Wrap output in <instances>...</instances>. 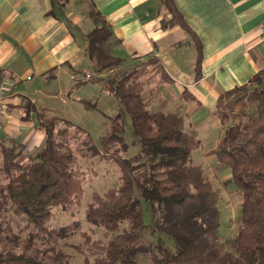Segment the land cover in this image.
I'll use <instances>...</instances> for the list:
<instances>
[{
	"label": "trees",
	"instance_id": "trees-1",
	"mask_svg": "<svg viewBox=\"0 0 264 264\" xmlns=\"http://www.w3.org/2000/svg\"><path fill=\"white\" fill-rule=\"evenodd\" d=\"M161 1L171 13L162 25L187 27L173 0ZM110 33L101 19L87 34V51L96 73L93 80L115 96L129 116L138 150L132 157L116 150L111 154L120 168L119 183L102 192L94 190L85 205L91 223L104 233L115 232L104 240L93 264H137L139 255L145 253L148 264H264V68L221 92L213 112L221 122L233 116L210 152L220 166L230 168L231 177L225 182L235 184L241 207L236 233L220 240L221 190L202 164L191 162V152L199 145L196 132L185 129L179 111L148 106L147 81L136 67L123 66V59L110 53ZM199 60L198 50L196 76ZM158 68L160 77L168 78L164 68ZM30 107L37 109L28 101L26 109ZM37 116L45 133L40 147L26 152L13 139L0 144V171L7 179L4 194L13 212L25 215L37 229L27 233L19 250L0 246V264H67L47 260L33 246L38 231L58 238L49 220L55 210L79 204L84 188L76 155L57 129L56 117ZM82 143L84 156L103 153L108 157L114 144L124 153L128 143L121 112L101 135L100 146L90 138ZM124 221L127 226L121 229ZM70 230L69 225L63 228L65 234ZM146 231L153 239L145 237ZM167 238L173 245L167 244Z\"/></svg>",
	"mask_w": 264,
	"mask_h": 264
},
{
	"label": "crops",
	"instance_id": "crops-1",
	"mask_svg": "<svg viewBox=\"0 0 264 264\" xmlns=\"http://www.w3.org/2000/svg\"><path fill=\"white\" fill-rule=\"evenodd\" d=\"M173 2L187 27L162 25L171 13L161 0H0V95L5 109L0 144L13 139L24 151L35 150L45 138L38 114L54 115L55 106L65 113L80 109L82 95L77 92L96 77L87 34L103 19L111 32L110 53L121 57L123 66L136 67L148 90L153 86L162 99L157 108L184 116L185 129L199 139L196 147L209 145L202 149L203 159L213 158L219 166L210 150L222 135L208 139L210 128L221 122L213 112L221 92L264 68L259 31L264 0ZM88 8L97 19L88 15ZM158 66L168 78L160 77ZM95 82L100 92L108 93ZM28 101L36 111L26 109Z\"/></svg>",
	"mask_w": 264,
	"mask_h": 264
},
{
	"label": "rangeland",
	"instance_id": "rangeland-1",
	"mask_svg": "<svg viewBox=\"0 0 264 264\" xmlns=\"http://www.w3.org/2000/svg\"><path fill=\"white\" fill-rule=\"evenodd\" d=\"M89 9L88 15L91 16L92 10L89 11ZM150 88L152 92L146 93L147 100H149L148 106L151 109H156L158 101L160 102L162 99L159 95H154L153 86ZM77 93L82 95L81 104L77 105L80 108L78 111H67L65 113L61 106H55L54 115L42 112L40 118L45 120L56 117L57 129L62 132L61 135L65 138L66 144L76 155V166L80 170L79 177L84 188L83 196L79 204H75L67 210H55L48 224L50 228L56 230L58 238L53 234L38 231L33 249L49 261L60 260L67 262V264H93L102 253L104 240H107L115 232L104 233L100 226L91 223L85 215V205L94 190L102 192L107 187L116 186L119 183L120 168L112 153L116 150L119 154L132 157L138 150V144L134 141L130 118L123 111L115 96L100 92L95 81L88 82ZM75 106L72 109H77ZM118 111L122 114L124 137L128 143L127 150L123 153L118 145L114 144L109 148L110 154L108 157L103 153L93 156L82 155V142L90 138L92 143L100 146L101 135L113 126V118L115 119ZM232 120L233 116H230L220 122V126H216L215 129L210 128L212 135L210 134L211 136L208 139L215 141L217 137H221ZM42 144L43 141L38 147ZM208 147L209 145L195 147L190 157L192 163H201L204 166L205 173L209 175L214 185L219 186L221 190L218 200L219 239L224 240L236 233L241 207L235 195V184L225 182L231 177L230 168L228 166H217L213 158H208L207 161L203 159L201 152ZM6 180L4 174L0 173V246L19 250L27 233L37 231V229L25 215H16L13 212V206L4 194ZM67 225H69L72 233L65 234L63 231V228ZM126 226V221L120 225L121 229ZM146 236L147 239H153V234L148 231L145 232ZM166 242L168 245H173L169 238L166 239ZM148 263L149 255L147 253L139 255L137 264Z\"/></svg>",
	"mask_w": 264,
	"mask_h": 264
},
{
	"label": "built area",
	"instance_id": "built-area-1",
	"mask_svg": "<svg viewBox=\"0 0 264 264\" xmlns=\"http://www.w3.org/2000/svg\"><path fill=\"white\" fill-rule=\"evenodd\" d=\"M259 31L263 34L264 36V9H263V12H262V15H261V19H260V26H259ZM90 74L87 72L85 73V77H89ZM4 105H3V102H2V97L0 95V123L4 120V114H5V111H4Z\"/></svg>",
	"mask_w": 264,
	"mask_h": 264
}]
</instances>
